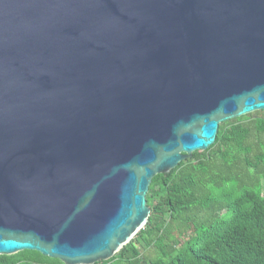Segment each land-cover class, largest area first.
I'll return each instance as SVG.
<instances>
[{
  "label": "water",
  "instance_id": "obj_1",
  "mask_svg": "<svg viewBox=\"0 0 264 264\" xmlns=\"http://www.w3.org/2000/svg\"><path fill=\"white\" fill-rule=\"evenodd\" d=\"M264 111V0H0V256L107 261L152 178Z\"/></svg>",
  "mask_w": 264,
  "mask_h": 264
},
{
  "label": "trees",
  "instance_id": "obj_2",
  "mask_svg": "<svg viewBox=\"0 0 264 264\" xmlns=\"http://www.w3.org/2000/svg\"><path fill=\"white\" fill-rule=\"evenodd\" d=\"M145 200L144 229L96 264H264V111L219 124L214 144L154 176ZM0 264L62 263L22 251Z\"/></svg>",
  "mask_w": 264,
  "mask_h": 264
},
{
  "label": "rangeland",
  "instance_id": "obj_3",
  "mask_svg": "<svg viewBox=\"0 0 264 264\" xmlns=\"http://www.w3.org/2000/svg\"><path fill=\"white\" fill-rule=\"evenodd\" d=\"M177 230H178V227H177V226H175V227L172 228V231H173L175 234L177 233Z\"/></svg>",
  "mask_w": 264,
  "mask_h": 264
}]
</instances>
